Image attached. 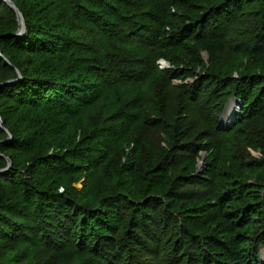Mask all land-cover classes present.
Segmentation results:
<instances>
[{"label": "trees", "instance_id": "16d2710c", "mask_svg": "<svg viewBox=\"0 0 264 264\" xmlns=\"http://www.w3.org/2000/svg\"><path fill=\"white\" fill-rule=\"evenodd\" d=\"M9 1L22 13L25 33L15 36L16 14L0 0L1 12L8 15L6 21L0 15V84L16 79L17 71L21 76L16 83L0 85V115L4 123L0 128V170L7 167V160L12 164L0 174V239L15 240L25 246L24 242L37 236L50 248L62 242H65L63 246L77 242L85 248L91 242L93 250L101 253L112 242L108 234L122 223L119 213L126 199L107 198L95 207L82 206L67 187V181L72 175L87 174L91 169L98 171L113 149L128 141L134 127L142 122L143 112H123L115 124L91 130L84 126L85 111L101 100L108 86L134 88L147 82L148 76L114 66V63L104 66L99 57L95 61L76 58L72 52L74 38L60 30L64 17H56L59 25L49 24L48 19L52 17L49 6L51 3L62 5V13L70 12L75 21L98 30L105 39L130 41L156 50L160 57H164V49L184 55L194 44L213 57L221 45L215 33L233 21L230 19L234 10L255 0H146L145 4H137V9L131 7L130 0ZM172 10H176L174 14ZM190 57L195 68L201 66L194 55ZM258 66L262 70L260 73L249 67L232 86L225 83L226 79H231L230 75L217 77L216 85L227 90L219 96L222 99L215 118L219 119L232 97L236 107L232 105L234 110L229 120L234 119V126L264 116V56ZM199 79L190 91L193 101L197 100V87L207 81L201 76ZM213 94L210 92L208 96ZM215 127L218 132H225L217 128V122ZM6 131L11 135L8 142H5ZM43 143L59 152L40 154ZM20 156L27 158L23 165L18 162ZM148 160L149 191L167 188L171 184L169 171L155 164L152 151L148 153ZM192 165L191 160L183 158L174 169L191 174ZM124 168L126 182H133L135 166L129 163ZM232 172L240 175V171ZM234 185L239 191L245 184ZM258 186L261 191L252 199L259 206L257 210L254 203L242 202L231 193L221 198L211 212L200 204L201 200L189 204L184 215L194 230L217 228L211 235L201 234L202 246L196 264H264L259 258L261 250L264 251V233L247 229L254 222V216L259 221L264 218V183ZM146 202V209L155 203L153 199ZM8 215L15 218L9 216L10 219L5 220ZM22 218L31 223L23 222ZM145 218L133 219V222L139 227V222L147 223ZM227 224L232 231L235 226L243 230V238L234 235L236 238L225 242L221 234L226 232L223 228ZM190 240L194 239L190 237ZM111 244V254L102 252L105 264H112L117 256L113 252L116 245ZM59 256H65L64 250ZM123 257V264H132L126 261V255L122 254Z\"/></svg>", "mask_w": 264, "mask_h": 264}, {"label": "rangeland", "instance_id": "374dc122", "mask_svg": "<svg viewBox=\"0 0 264 264\" xmlns=\"http://www.w3.org/2000/svg\"><path fill=\"white\" fill-rule=\"evenodd\" d=\"M145 2L130 0V5L137 9V4ZM58 5L51 3L49 6L51 13H47L52 17L48 22L59 25L56 17H64L60 30L74 38L72 52L76 58L87 57L95 61L99 57L104 66L114 63V66L119 65L148 76L147 82L134 88L128 85L120 88L108 86L101 100L86 109L84 126L91 130L109 127L117 122L119 114L133 110L143 112V120L134 127L124 145L113 149L98 171L92 172L91 169L87 174L72 175L67 181V187L82 206L95 207L107 198L126 199L119 213L122 223L114 226L113 232L108 234L112 242L101 253L93 250L91 242L85 248L78 246L77 242L66 246L62 242L58 247L50 248L37 236L24 242L25 246L15 240L0 239V262L105 264L103 253H110L111 243H114L113 252L117 256L112 264H123L122 254L132 264H196V256L202 246L201 234L211 235L217 228L209 226L200 231L194 230L184 215L189 204L201 200L200 204L203 203L207 206L206 210L211 212L210 209L218 206L221 198L231 193L236 194V198L242 202L252 205L253 197L261 191L258 185L264 183V116L234 126V119L226 117L231 106L235 105L232 97L225 104L219 119L215 118L217 105L222 99L219 96H223L222 93L227 90L216 85L217 77L230 75L231 79H226L225 83H231L232 86L245 75L249 67L255 73L262 71L258 63L264 56V0H255L234 10L230 19L233 21H229L223 31L219 29L215 33L219 35L221 45L213 57L198 49L196 44L191 45L192 50L184 55L164 49V57H160L156 50L143 48L130 41L105 39L98 30L75 21L70 12L62 13L63 7ZM140 7L142 9V5ZM175 11L172 10V14ZM0 15L4 21L7 20L5 11L0 10ZM190 54L201 62V66H193ZM199 76L207 81L197 87V100L193 101L190 91L200 81ZM210 92L214 94L208 96ZM0 118L2 120L1 115ZM215 121L217 128L225 132H218ZM43 144L39 148L40 154L59 152ZM150 151L155 164L167 169L171 177V184L167 188L152 192L147 187ZM216 152L217 158L214 159ZM178 154V158L175 157ZM183 158L193 162L191 174L179 168L174 169V165ZM26 159L20 156L19 164H25ZM129 163L135 166V180L127 183L124 166ZM234 170L240 171V175H234ZM236 183L245 185L238 191L239 188L234 187ZM60 191L63 192V189ZM147 199L155 202L148 209L144 206L148 203ZM258 208L256 205L255 210ZM9 216L5 220L10 219ZM143 216L148 219L147 223L143 225V222H139L141 226L137 227L133 219ZM12 217L15 218L14 215L11 216L14 219ZM21 220L31 223L26 218ZM253 220L252 225L247 227L249 232L264 233V218L259 221L254 216ZM223 229L226 232L221 235L225 242L237 236L243 238L245 233L236 226L234 231L230 230L228 224ZM190 237L194 240L191 241ZM63 250L65 256H59ZM259 258L264 263V251L261 250Z\"/></svg>", "mask_w": 264, "mask_h": 264}, {"label": "water", "instance_id": "95a60500", "mask_svg": "<svg viewBox=\"0 0 264 264\" xmlns=\"http://www.w3.org/2000/svg\"><path fill=\"white\" fill-rule=\"evenodd\" d=\"M8 6H10L14 12L16 13L17 15V19H18V23H19V27H18V30H17V33L15 34V36L19 37V36H22L24 35L25 33V22L22 18V15L21 13L19 12V10L17 9V7L9 0H3ZM21 79V76H20V73L17 71V78L14 79V80H9L3 84H0V85H8V84H13V83H16L18 82L19 80ZM234 101V100H233ZM3 121L1 120L0 118V128H3ZM11 140V135L7 132V140L5 142H8ZM7 167L3 170H0V174L7 171L10 167H11V162L9 160H7Z\"/></svg>", "mask_w": 264, "mask_h": 264}, {"label": "bare ground", "instance_id": "6f19581e", "mask_svg": "<svg viewBox=\"0 0 264 264\" xmlns=\"http://www.w3.org/2000/svg\"><path fill=\"white\" fill-rule=\"evenodd\" d=\"M233 110H234V107L231 106V108L229 109V111L226 113V117H227V119H229V118L232 117Z\"/></svg>", "mask_w": 264, "mask_h": 264}]
</instances>
